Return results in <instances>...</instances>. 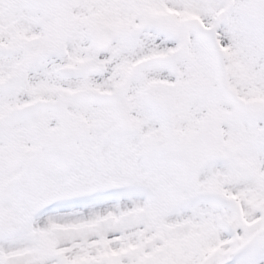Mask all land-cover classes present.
<instances>
[{"label":"snow or ice","instance_id":"obj_1","mask_svg":"<svg viewBox=\"0 0 264 264\" xmlns=\"http://www.w3.org/2000/svg\"><path fill=\"white\" fill-rule=\"evenodd\" d=\"M0 264H264V0H0Z\"/></svg>","mask_w":264,"mask_h":264}]
</instances>
